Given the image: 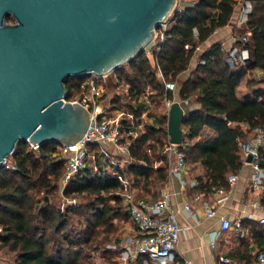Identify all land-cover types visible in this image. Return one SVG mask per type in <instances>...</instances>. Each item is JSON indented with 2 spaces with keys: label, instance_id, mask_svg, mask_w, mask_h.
Here are the masks:
<instances>
[{
  "label": "trees",
  "instance_id": "1",
  "mask_svg": "<svg viewBox=\"0 0 264 264\" xmlns=\"http://www.w3.org/2000/svg\"><path fill=\"white\" fill-rule=\"evenodd\" d=\"M246 1L251 3L252 11L246 28L239 30L236 38L239 45L242 37L250 33V59L246 65L231 67L227 48L220 41L203 52L197 51L230 24L238 0H195L174 13L164 41L158 43L159 51L153 44L147 48L153 49V59L145 51L112 72L107 84L109 92L117 81L128 85L129 97L124 102L131 104L140 102L148 88L154 92L153 103L164 96L174 99V92L166 91V84L174 82L179 101L197 105L183 119L184 142L190 144L181 150L196 177L197 185L189 189L190 193L205 198L219 188H230L229 177L238 175L244 167L240 143L250 139L256 128H264V87L255 93L262 101L237 95L238 86L249 72L260 71L264 78V0ZM8 20L13 22L11 17ZM187 45L190 49H186ZM195 59L198 63L191 68ZM185 72L188 77L182 80ZM86 79L68 80L66 100L72 101L83 92ZM114 103L115 109L125 105L119 99ZM148 119L153 124H146L145 131L136 137L131 135L135 125L124 123L127 138L134 139L124 167L112 165L106 169L102 144L88 146L87 167L63 189V197L74 203L63 207L57 204L66 171L60 144L48 143L33 150L28 142L21 143L9 159L17 169L5 166L0 170V252L14 254V264H95L91 251L113 240L118 231L116 221L131 218L123 207V180L133 181L140 198L157 200L169 179L166 158L164 165L155 168L159 153L168 144L169 117L151 111ZM206 129L216 136L203 138ZM261 165L264 169V149ZM260 203L264 210V192ZM240 230L247 234L241 239L245 248L229 256L251 263L256 256H249L248 242L253 240L258 251L264 250V224L246 219ZM103 235L105 239L100 240Z\"/></svg>",
  "mask_w": 264,
  "mask_h": 264
},
{
  "label": "water",
  "instance_id": "2",
  "mask_svg": "<svg viewBox=\"0 0 264 264\" xmlns=\"http://www.w3.org/2000/svg\"><path fill=\"white\" fill-rule=\"evenodd\" d=\"M177 4L0 0V170L21 143L41 147L80 141L91 125V113L66 100L68 80L106 77L143 55ZM188 112L179 101L169 111L173 145L184 140Z\"/></svg>",
  "mask_w": 264,
  "mask_h": 264
},
{
  "label": "built area",
  "instance_id": "3",
  "mask_svg": "<svg viewBox=\"0 0 264 264\" xmlns=\"http://www.w3.org/2000/svg\"><path fill=\"white\" fill-rule=\"evenodd\" d=\"M195 0H178L176 12L182 11L187 5L193 4ZM239 13L238 23L239 26L246 28L248 17L252 11V5L249 1L238 0ZM169 23V22H168ZM168 23L160 26L156 31V43H152L156 51H159V42L164 41L165 33L168 29ZM250 40V33L247 32L241 39L239 45L234 44L227 51L228 63L231 67H239L246 65L250 59V49L247 44ZM186 49H190L187 45ZM201 47L197 48V51ZM148 57L153 59V49H147ZM82 84L81 97L71 101L73 103H80L85 106L91 113V125L85 136L73 144L61 143L60 150L65 160V175L62 183L65 187L70 181L76 179L81 172L87 167L88 146L90 144H103L111 143L120 155L128 154L129 146L125 143L126 134L124 131V123L128 119L138 121L135 129L131 131V135L135 136L139 131L136 130L137 126L144 130L143 122H148V113L151 112L153 102L151 96L154 92L148 88L141 97L140 102H133L132 107L128 109L116 108L113 114H110L112 108H115V99L121 100L125 103V99L129 97L130 87L125 84H118L116 82V93L109 105L105 104V94L108 90L107 84L99 77L92 76ZM177 85L174 82L166 84V91L175 92ZM68 101V100H67ZM168 110L176 101V99H169L164 96L160 99ZM180 103L184 104L182 101ZM188 102H185L187 104ZM184 104V105H185ZM142 105V107H141ZM141 112V114H138ZM145 122V121H144ZM148 124H153L149 123ZM168 144L166 145V156L169 158V178L179 179L183 184L184 176L188 172V163L186 161L185 153L181 147L189 145L188 142H182L180 145H173L170 143V135L168 132ZM185 131V130H184ZM33 150H38V145H33L28 142ZM264 149V128H256L250 139L240 143V153L243 157L244 166L251 167L250 174V190L252 192H262L264 189V169L261 165V152ZM252 156V161L247 162V158ZM5 166L9 169L16 170L17 166L6 161ZM239 181V176L233 174L229 177V189L219 188L215 191L218 196L216 201L217 205H222L230 200L231 193ZM196 183L192 182V186ZM171 192L166 188L161 191L157 200H149L146 198H134L129 195L126 198V206L130 213V219L133 225L132 233L122 240L120 243V262L122 264H137L139 259H143V264H173L176 256L175 251L177 244L181 238L183 229L178 221V213L171 208L169 202ZM188 212H193L190 205L185 208ZM207 218H219L220 228L222 231H229L233 228L231 220L227 217H219L217 207L211 206L206 209ZM260 223L264 224V215L260 218ZM212 247H216V240H212ZM184 264H190L185 261ZM218 264H264V250H260L256 254V259L251 263H244L229 255H220L218 257Z\"/></svg>",
  "mask_w": 264,
  "mask_h": 264
},
{
  "label": "crops",
  "instance_id": "4",
  "mask_svg": "<svg viewBox=\"0 0 264 264\" xmlns=\"http://www.w3.org/2000/svg\"><path fill=\"white\" fill-rule=\"evenodd\" d=\"M238 13L239 10H237V12L235 11L230 24L218 30L201 46L199 53L218 41L224 44L227 51L231 48L237 38L238 31L244 29L242 26H239L237 21ZM197 63L198 61L195 59L191 68H194ZM261 73L262 72L259 71L248 73L237 88V95L239 98L262 101V98L256 97L255 94L258 88L264 87V82H261L264 79L263 76H260ZM187 77L188 72L181 75L182 80ZM252 80H255V82L249 84V81ZM104 82L108 84L109 80ZM174 94L176 101H179L176 91ZM184 106L188 111L197 108V105L193 102H188ZM151 111L169 117V112L160 99L153 104ZM148 121L152 123V120L148 119ZM243 127L245 129L248 128L247 125ZM215 136L216 133L210 129H206L202 135L203 138H213ZM250 174L251 167L245 165L238 174L239 181L231 193L230 200L222 205L216 204L218 196L215 193L208 198H205L201 194L190 193L189 189L197 185L194 173L188 171L184 176L183 179L186 184H183L179 179H168L166 188L172 194L169 202L172 210L178 213V221L183 229L181 238L176 247V259L173 264H184L185 261H189L190 264H218V257L220 255H230V253L239 248H245L241 239L245 238L247 234H244L242 230H240L242 221L246 219L260 220L264 215V210L260 203L259 192H252L249 190ZM192 182L196 183V185L192 186ZM187 205L192 207L193 212H188L185 209ZM214 205L217 207L219 217L223 216L231 220L233 224L231 230L222 231L219 218L206 217V209ZM131 227L132 229L134 228L133 225H131ZM213 239L216 240L215 248L212 247ZM248 246L249 256H256L258 248L253 240H249ZM143 262V259H139L137 264H143Z\"/></svg>",
  "mask_w": 264,
  "mask_h": 264
},
{
  "label": "rangeland",
  "instance_id": "5",
  "mask_svg": "<svg viewBox=\"0 0 264 264\" xmlns=\"http://www.w3.org/2000/svg\"><path fill=\"white\" fill-rule=\"evenodd\" d=\"M238 7H239V2L237 3V6L235 8L236 12L238 10L237 9ZM156 42L157 41H154V43H156ZM260 76L262 77L263 74L261 73ZM111 78H112V75L111 76L108 75L106 77H103L102 79L104 81H108ZM89 79H91V78L88 77V79H86V81ZM262 81H264V79ZM115 89H116V87H115ZM115 89L112 92H109V88H108V90L105 94V104L109 105V102L112 101V98L116 96L115 95V93H116ZM81 95H82V93L79 94L76 97V99L81 97ZM74 100H72V101H74ZM123 104H125L123 108H125L127 111H128V109H130L132 107V103L131 104L123 103ZM114 111H115V108H112V110L110 111V114H113ZM146 118H148V116ZM125 122H128V125L138 123V121L136 119L132 123V121L128 118ZM142 122H143L144 130L143 129L140 130L137 126L136 130L139 131L138 134L145 131V126H146V124H148L149 121L147 122L146 120H141L140 123H142ZM137 135H135L134 137H136ZM125 136H126V139H124V141L127 144V146H130L134 139H128L127 135H125ZM168 141H169V139L167 137V142ZM101 149H102V152L105 154L104 163H105L106 169H110L112 167V165L115 167L118 165L121 167L126 166V164L128 162L127 154L120 155L118 153V151L116 150V148L111 143H103ZM166 149L167 148L165 146L164 149L161 151V153H159L160 159L157 160V162L155 163V168H158V167L164 165L165 161H167V162L169 161V158H167L168 156H166ZM163 159H165V161ZM188 171L191 172L189 165H188ZM197 171H199V170H197ZM123 181H124L123 182L124 183V189L122 191L123 207H124L125 211H129L127 206H126V198L129 195H132L134 198H140V197L138 196V187L133 183V181H131L128 178H125ZM167 183H168V181H167ZM167 183L160 190V194H161V191L163 189H166ZM63 189H64V186L62 183V186L60 187L59 197L57 198L58 206L63 207V206H67V205H72L74 203V200L65 199L63 197ZM262 192H264V189ZM262 192H259L260 200H261ZM72 222L73 223L77 222V218H76V220L74 219ZM131 223H132L131 219L128 221H123V222L122 221H116V226L118 228V231L115 233L114 237H112L113 240H111L109 242L107 241L103 244L101 243L97 246V247H99V249L97 251H91L92 261L95 264H122V262H120V259H119L120 258V243L122 242L123 239H125L127 236H129L132 233L133 229L131 227V225H132ZM103 239H105L104 235L101 237L100 240H103ZM110 251L113 252L114 255ZM110 259H111V261H110ZM0 264H14V254L7 252L6 250L0 252Z\"/></svg>",
  "mask_w": 264,
  "mask_h": 264
}]
</instances>
